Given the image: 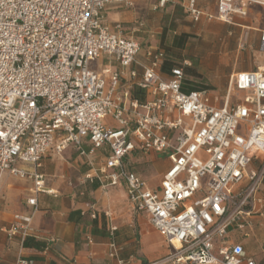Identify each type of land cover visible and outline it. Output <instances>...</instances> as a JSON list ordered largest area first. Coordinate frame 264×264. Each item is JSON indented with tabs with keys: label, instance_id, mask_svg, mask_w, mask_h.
<instances>
[{
	"label": "built area",
	"instance_id": "built-area-1",
	"mask_svg": "<svg viewBox=\"0 0 264 264\" xmlns=\"http://www.w3.org/2000/svg\"><path fill=\"white\" fill-rule=\"evenodd\" d=\"M113 3L132 0H0V176L32 179L35 193L55 194L40 171L51 149L61 153L72 145L87 155L84 139L91 152L107 145V159L100 166L91 161L84 179H97L103 188L125 184L132 210L147 213L173 247L150 264H256L229 234L250 227L263 203L264 66L232 73L222 105L220 96L209 97L212 89L185 91L191 61L165 74L162 49L143 52L121 23L104 25L103 11ZM242 3L264 0H218L217 14L208 19L245 16ZM186 10L195 22L204 15L197 0H189ZM248 42L245 32L240 47ZM258 49L264 52V30ZM106 53L119 67L95 71L92 62ZM133 87L146 91L144 102L132 97ZM234 91L243 98H232ZM241 123L246 134L239 133ZM134 151L169 160L159 186L126 166ZM27 202L35 212L37 197ZM33 217L14 214L0 229L10 240L18 236L23 249L36 236ZM110 246L117 257L116 243ZM14 264L35 260L20 255Z\"/></svg>",
	"mask_w": 264,
	"mask_h": 264
},
{
	"label": "crops",
	"instance_id": "crops-1",
	"mask_svg": "<svg viewBox=\"0 0 264 264\" xmlns=\"http://www.w3.org/2000/svg\"><path fill=\"white\" fill-rule=\"evenodd\" d=\"M188 1L170 0L161 7H156L159 0H132V5L109 4L103 11V23L109 27L121 23L127 34L136 38L143 49L153 47L164 49L158 38L149 39L144 46V38L140 40L137 33L142 31L141 28L151 26L158 34L157 22L160 24L164 17L170 21L177 7L188 15L194 25L204 19L209 20L208 14H217L218 0H197L204 15L195 22L186 10ZM242 4L247 9V15L233 14L229 21L218 18L215 20L240 25L244 30L239 40L242 41L245 32H249L248 43L257 42L258 46L264 27L239 23L236 18H246L254 11L258 12L257 15L263 14L264 5ZM115 11L122 12L124 16L112 17L111 13ZM141 23L143 25H140ZM252 31L256 32L255 38L252 37ZM174 39L172 43L179 45L180 41L183 42L184 36H179L176 41ZM258 52L260 53L259 49ZM167 56V62L172 63L166 68L164 66L162 70L168 75L173 62L179 60L168 53ZM91 67L97 72H102L108 67L117 69L119 64L114 55L106 53L94 60ZM247 70L251 69L243 67V71ZM235 72L240 71H231L229 77ZM108 121L111 119L108 118ZM84 149L87 155L81 154L72 145L61 153L51 149L43 158L40 171L45 175L46 188L54 190L55 194L35 193L32 179L18 178L7 172L0 176V228L8 226L14 214L34 213L33 226L36 231V236L29 239L31 245H25L21 249L18 236L10 240L5 231L0 229V264H14L20 255L34 259L35 264H120L119 259L124 261L123 264H150L172 252L173 247L155 229L149 215L132 210L125 184L103 188L97 179L94 181L84 179L86 172L91 169V161L95 166H100L107 159L110 154L108 146L104 145L91 152L92 143L89 139H84ZM140 153L145 152L134 151L125 158L126 166L138 174L140 172L136 170L134 159ZM149 157L152 161L156 160L153 153H149ZM166 160L168 165L160 181L170 164L169 160ZM257 166V162L252 165ZM145 180L153 188L160 184L159 181L157 185H152ZM258 195L263 203H258L253 211L250 218L252 225L246 230L232 228L229 240L242 244L247 256L254 259L256 264H264V181ZM34 196L38 201L35 212V206L27 202L28 198ZM107 212L111 214L110 217L107 216ZM113 226L116 229L114 235H111ZM112 241L118 248L117 257L110 255ZM156 242L162 243L165 248H158Z\"/></svg>",
	"mask_w": 264,
	"mask_h": 264
},
{
	"label": "rangeland",
	"instance_id": "rangeland-1",
	"mask_svg": "<svg viewBox=\"0 0 264 264\" xmlns=\"http://www.w3.org/2000/svg\"><path fill=\"white\" fill-rule=\"evenodd\" d=\"M257 13L254 11L246 18H236V21L255 27H264V13L260 15ZM111 16L121 18L124 15L120 11H115L111 13ZM159 23L157 22L158 34L151 26H145L141 28V32L137 33L140 40L144 38L143 45L146 46L149 39L158 38L160 45L168 54L177 58L178 62H183L185 59L191 61L190 67L199 74L196 79L213 87L208 95L210 98L220 96L221 105L228 88V77L231 71H243V67L255 70L257 67L264 66V52H258L257 42L247 43L244 48L240 47L242 41L239 38L244 28L238 24L204 19L194 25L180 7L176 8L170 21L164 17ZM179 36H184L183 42L179 45L172 43V40L175 38L176 41ZM252 37H256V32L252 31ZM188 73L193 75L192 71ZM232 96V98H243V92L234 91ZM239 133L246 134L245 123L240 124ZM155 159L152 161L149 153H140L134 159L136 170L152 185L159 183L168 165L167 160L160 153L155 154ZM155 245L160 249L164 247L162 243L156 242Z\"/></svg>",
	"mask_w": 264,
	"mask_h": 264
},
{
	"label": "trees",
	"instance_id": "trees-1",
	"mask_svg": "<svg viewBox=\"0 0 264 264\" xmlns=\"http://www.w3.org/2000/svg\"><path fill=\"white\" fill-rule=\"evenodd\" d=\"M179 43H182V41H180ZM160 49H162V48H160ZM162 50L165 52V55H166V59L163 62V67L165 66V68H166L169 65V63L171 64L172 62H167V58H168L167 52L165 49H162ZM180 65H181L180 62H177V61L173 62V66H180ZM163 67H162V69H163ZM193 69L194 68H191V67H185L183 89L185 91L202 90V89H212L213 90L212 86H210L207 83H204L202 81H198L196 79V77H198L199 74L196 71H194ZM189 71H192L193 75H189V73H188ZM132 97L139 99L141 102H144L147 99V94H146L145 90L140 89L138 87H133L132 88ZM30 238L31 237H29L26 240L25 245H31V242L29 241Z\"/></svg>",
	"mask_w": 264,
	"mask_h": 264
}]
</instances>
